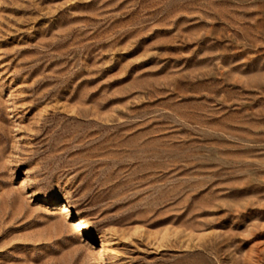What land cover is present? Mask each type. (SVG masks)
<instances>
[{
	"label": "rangeland",
	"instance_id": "374dc122",
	"mask_svg": "<svg viewBox=\"0 0 264 264\" xmlns=\"http://www.w3.org/2000/svg\"><path fill=\"white\" fill-rule=\"evenodd\" d=\"M0 264H264V0H0Z\"/></svg>",
	"mask_w": 264,
	"mask_h": 264
},
{
	"label": "bare ground",
	"instance_id": "6f19581e",
	"mask_svg": "<svg viewBox=\"0 0 264 264\" xmlns=\"http://www.w3.org/2000/svg\"><path fill=\"white\" fill-rule=\"evenodd\" d=\"M57 211H59L60 214H61V213L65 214L64 212H65V211H69V208H68V206L65 205V204H59V205H58V210H57ZM61 216H63V215H61Z\"/></svg>",
	"mask_w": 264,
	"mask_h": 264
}]
</instances>
